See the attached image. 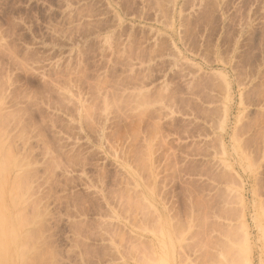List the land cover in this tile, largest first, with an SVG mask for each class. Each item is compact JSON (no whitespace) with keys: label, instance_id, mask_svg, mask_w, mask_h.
<instances>
[{"label":"rangeland","instance_id":"1","mask_svg":"<svg viewBox=\"0 0 264 264\" xmlns=\"http://www.w3.org/2000/svg\"><path fill=\"white\" fill-rule=\"evenodd\" d=\"M0 264H264V0H0Z\"/></svg>","mask_w":264,"mask_h":264}]
</instances>
